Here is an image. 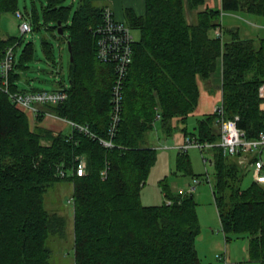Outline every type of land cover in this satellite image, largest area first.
I'll list each match as a JSON object with an SVG mask.
<instances>
[{
	"label": "trees",
	"instance_id": "trees-1",
	"mask_svg": "<svg viewBox=\"0 0 264 264\" xmlns=\"http://www.w3.org/2000/svg\"><path fill=\"white\" fill-rule=\"evenodd\" d=\"M37 1L31 0L32 13L26 10L25 16L32 17L39 30ZM39 1L42 20L46 25L52 23L49 29L55 36L71 42L73 57L69 81L61 82L68 92L66 100L48 104L46 109L87 125L92 134L78 128L55 132L38 124L44 113L38 114L33 125L9 92L0 90V264H56L52 239L57 235L66 240L70 232L65 215L49 211L44 199L61 180L73 183L74 264H204L196 243L201 225L194 193H175L162 182V203L141 200L158 158L148 133L157 120L167 133L174 132L179 127L173 125L175 118L184 124L181 130L186 136L216 143L201 150H208V161L214 166L211 184L222 230L228 242L248 237L250 258L264 264V184L254 180L243 187L248 168L217 144L219 112L199 118L195 131L187 125L199 104L200 80L221 67L224 117L238 116L237 125L249 139L264 131L260 95L264 37L223 20L226 12L264 17V0H222L221 8L199 11L193 22L188 20L186 5L193 11L206 0H145L141 15L127 7L125 20L140 35L133 44L120 121L113 135L111 98L116 69L113 62L101 61L97 54L96 28L107 5L80 0L74 9L67 0ZM19 6L20 0H0V84L5 79L2 63L12 47L11 92L38 89L20 85L22 70L35 59L34 43L29 41L17 59L22 39L2 29V15L16 13ZM43 50L56 63L49 40H43ZM103 139L113 145L106 146ZM188 150L180 149L178 169L197 177ZM82 159L86 171L79 175Z\"/></svg>",
	"mask_w": 264,
	"mask_h": 264
},
{
	"label": "rangeland",
	"instance_id": "rangeland-1",
	"mask_svg": "<svg viewBox=\"0 0 264 264\" xmlns=\"http://www.w3.org/2000/svg\"><path fill=\"white\" fill-rule=\"evenodd\" d=\"M97 5L114 6L113 0H93ZM80 0H67L66 4L73 5L76 9ZM123 8L129 5L126 0H122ZM37 8L41 19V28L35 29L32 17V30L23 33L20 24L22 18H18L15 13H4L2 15V29L4 34H11L20 37L22 43L17 48V59L22 53L24 46L29 42H33L35 46V59L29 61L27 68L22 70V78L20 85L25 88L37 87L40 89H58L61 87V82L69 81V69L71 52L68 46V41L63 36H55L49 26L42 20L43 10L41 2L37 1ZM125 7V9H124ZM20 11L26 15V10L32 13L31 0H20ZM117 16H120V11H117ZM236 13H224L223 20L228 25H242L243 28L250 29L253 35L264 37V17L238 12L236 18L232 19ZM119 15V16H118ZM256 19L263 27L258 28L251 23ZM232 20L235 22L231 23ZM219 29V28H217ZM135 37L139 38L140 32L137 29L132 30ZM43 40H49L53 44L55 50L56 63L48 58L43 50ZM198 121L192 116L188 118V127L190 131H195ZM68 124V123H67ZM72 130L68 124L66 132ZM157 132L156 141L152 144L157 149L158 158L153 165L147 182L141 192V200L144 204H159L165 200L162 182L167 183L172 191L178 192H193L198 203V214L200 219L201 231L197 236V248L200 257L204 264H216L221 260V253H224L223 245L226 237L222 230L221 222L217 212L214 193L211 180L214 178V166L208 161L210 153L207 150H201L199 147H190L188 152L192 159L193 170L197 177H192L181 173L177 165L178 147H170L174 143L173 135H167L160 120H157L155 126L148 135ZM148 136V137H149ZM149 137V138H150ZM207 158V160H205ZM264 160V153L262 154ZM208 172V174H207ZM210 181H208V178ZM255 180L253 168H248L243 179V187H248ZM73 194V183L68 180L58 181L45 195V206L49 211L60 212L65 215L68 223L67 239L59 238L54 235L51 245L53 247V259L56 264H74V249H73V226H74V204L69 202ZM228 246L233 251H242L247 246L249 249V238L246 236L234 237L230 240Z\"/></svg>",
	"mask_w": 264,
	"mask_h": 264
},
{
	"label": "built area",
	"instance_id": "built-area-1",
	"mask_svg": "<svg viewBox=\"0 0 264 264\" xmlns=\"http://www.w3.org/2000/svg\"><path fill=\"white\" fill-rule=\"evenodd\" d=\"M15 15L22 18L20 28L23 33L31 31L32 23L22 13L17 10ZM132 27L124 20L116 17L112 7L107 6L103 11V21L96 28L98 34V57L104 62H113L116 69V79L112 88V116H111V134L113 135L118 122L120 121V113L123 103V86L128 68L133 60V44L136 37L132 31ZM219 34L220 30L216 29ZM13 48H9L6 57L2 63V72L5 76L4 84H0V90L9 92L12 100L22 109L32 111L35 114H51L44 109L42 105L57 104L66 100L68 92L66 88L60 87L54 90H32L11 92L8 88V74L13 67ZM260 95L263 98L261 108L264 111V84L260 87ZM219 112L217 123L220 126V141L218 145L223 147L224 153L237 157L240 165L246 168H253L255 180L264 184V131L260 132L257 138L249 139L246 137L244 130L238 127V116L234 119L225 118L222 106L216 108ZM55 115V114H54ZM58 116V115H56ZM60 117V116H58ZM63 118V117H60ZM68 121L70 126L80 131L92 134L87 125L79 124L73 120L63 118ZM102 142L106 146H112L111 140L103 139ZM216 143L201 142L196 138L186 136L180 149L188 150L190 147H199L201 149L215 146ZM86 171V161L82 159L78 166V174L83 175ZM105 174V171L103 172ZM73 198L69 202L73 203Z\"/></svg>",
	"mask_w": 264,
	"mask_h": 264
},
{
	"label": "crops",
	"instance_id": "crops-1",
	"mask_svg": "<svg viewBox=\"0 0 264 264\" xmlns=\"http://www.w3.org/2000/svg\"><path fill=\"white\" fill-rule=\"evenodd\" d=\"M126 1L129 4L127 6L134 8L139 15L145 13V10H146L145 0H126ZM113 2H114V6H110V7H112V9L114 10L115 15L117 16L118 10L121 12L120 16L118 15L119 17H117V18L120 20L126 21L125 20V11L124 10L121 11V7L123 8V5L125 3H122V0H113ZM107 6H109V5H107ZM221 6H222V0H206L204 4L200 5L195 10L193 9V11L189 8L188 5H186V13H187L188 20L190 22H193L197 18V13L199 11H203L207 8H221ZM124 9H125V7H124ZM235 15H237V13L232 16L233 17L232 19L236 18ZM256 19H258V18H254V20L251 21V23L254 24V26H256L258 28L263 27V25L260 24ZM233 22H235V20L231 21V23H233ZM137 39L138 38H136V40ZM199 85H200L199 104H198L196 110L191 115L194 119H196V122L198 121L199 118L205 116L206 114L215 112L216 108L218 106L222 105L223 89H222V69H221V67L218 68V70L210 78L201 79L199 82ZM31 88H34V87H31ZM37 90H45V89L38 88ZM46 90H48V89H46ZM28 91H32V89H30ZM41 107H42L41 109L48 111L46 109V105H42ZM25 111L30 116V118L32 120V124L35 125L37 123V118L39 115L35 114L32 111H27V110H25ZM67 123H68L67 120L60 118V117L54 115L53 113L45 114V116H43V119L40 122H38V124L46 126L50 129H53L55 132L65 131L67 125L69 124V123L68 124ZM173 125L179 126L174 132L167 133V131H165V129H163V130L167 135H173V137H174V143H172V145H170V147L176 146V147H178V149L180 151V145L184 143L185 138H186L185 133L181 130V126L184 124L181 122L180 118H175L173 121ZM187 125H188V121H187ZM152 130L149 131L150 134H151ZM156 136H157V132L155 134H152L151 137L149 136L150 138L148 137V142H149L150 146H153L152 144L154 143V141H156ZM179 151H178V153H179ZM217 212H218V209H217ZM218 215H219V213H218ZM219 219H220V217H219ZM228 243H229L228 241H225V244L223 245L224 253H221V255H219L221 260H219V262H217L216 264H261L260 261L252 260L250 258L249 249L247 248V246H245L244 250H242V251H240V250L233 251L228 246Z\"/></svg>",
	"mask_w": 264,
	"mask_h": 264
},
{
	"label": "water",
	"instance_id": "water-1",
	"mask_svg": "<svg viewBox=\"0 0 264 264\" xmlns=\"http://www.w3.org/2000/svg\"><path fill=\"white\" fill-rule=\"evenodd\" d=\"M58 30H59L60 34L64 33V30L61 27V21L58 22ZM68 46H69L70 52H72V44H71V42H68ZM71 58H73V57L71 56Z\"/></svg>",
	"mask_w": 264,
	"mask_h": 264
},
{
	"label": "bare ground",
	"instance_id": "bare-ground-1",
	"mask_svg": "<svg viewBox=\"0 0 264 264\" xmlns=\"http://www.w3.org/2000/svg\"><path fill=\"white\" fill-rule=\"evenodd\" d=\"M105 175V174H104Z\"/></svg>",
	"mask_w": 264,
	"mask_h": 264
}]
</instances>
